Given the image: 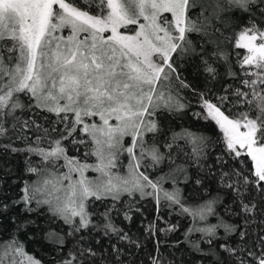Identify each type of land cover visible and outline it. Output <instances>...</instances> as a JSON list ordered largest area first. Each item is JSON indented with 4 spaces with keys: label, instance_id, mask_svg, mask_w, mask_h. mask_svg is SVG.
Wrapping results in <instances>:
<instances>
[{
    "label": "snow or ice",
    "instance_id": "obj_1",
    "mask_svg": "<svg viewBox=\"0 0 264 264\" xmlns=\"http://www.w3.org/2000/svg\"><path fill=\"white\" fill-rule=\"evenodd\" d=\"M0 137L27 175L0 264H264V0H0Z\"/></svg>",
    "mask_w": 264,
    "mask_h": 264
},
{
    "label": "trees",
    "instance_id": "obj_2",
    "mask_svg": "<svg viewBox=\"0 0 264 264\" xmlns=\"http://www.w3.org/2000/svg\"><path fill=\"white\" fill-rule=\"evenodd\" d=\"M232 59L235 60V55H233ZM185 67L186 70L184 71L183 75L187 77L189 80H191L194 76V71L191 67L188 66ZM221 72L222 73L224 72V68H221ZM229 84H231V80L229 77L225 76L223 79L219 80L218 82H213L214 86L209 85V87L213 88V95H221L223 94L222 90L224 88H227ZM200 85L201 87L203 86L202 77L200 78ZM182 95H184L186 102L190 104V108L188 109V115L183 120H180L177 123L179 125L186 127L189 126L195 128L208 127V125L204 124V122L202 121L197 122L195 120V117L192 115L193 112H198L200 110L197 97L191 94L188 90H183ZM24 118L27 117L25 116ZM49 119H54V117L49 116ZM40 123L47 125V121L44 119L43 114H41L40 116ZM176 130L178 131L179 128H177ZM128 139L129 138H125L126 142L128 141ZM7 143H8L7 138L0 137V199H3L5 196H7L10 201L18 196L19 188L21 186L20 177L23 175L24 178L26 179L27 175L23 172L24 156L20 153H12L11 151L5 150V148L2 145ZM15 143L17 145L20 144L19 141H15ZM70 154L80 155L81 153H77L73 148ZM123 158L126 159L125 156H123ZM211 186L213 188L216 187L214 183ZM185 195L191 199L196 196V193H193L190 189H188L186 190ZM141 203L144 205V216L147 218V220L156 219V213L153 203L150 200H145L142 201ZM18 213H19V208H13L8 213L7 217L2 218L8 227H10V225L7 223L8 217L16 215ZM160 215H162L164 218L163 220L159 221L161 225H163L164 221H170L171 223H178L180 225V229L176 233H172L167 237H164L163 234H161V239L166 241V243L162 245V247L165 249L164 251L165 258H168L169 253L171 252L178 259L183 258V259L191 260L192 256L187 251L186 245L183 244L180 245V251H176L171 246L172 243L178 237L182 236L184 229L189 226L190 223L189 219L184 216H180L174 212L170 213L169 209L167 208H163L161 210ZM139 220L140 217H137L136 221H134L133 224L130 225L133 234H135L136 236H140V233L137 231V229L141 227V225L138 223ZM124 224L125 226H128L127 222H124ZM21 238L25 239L24 237ZM140 238L143 239V237ZM26 243H27V251L29 253L34 254L36 258L43 261V264H51L53 260V252L47 244H36L30 241H26ZM146 243L147 246L151 248V243L150 242H146Z\"/></svg>",
    "mask_w": 264,
    "mask_h": 264
},
{
    "label": "rangeland",
    "instance_id": "obj_3",
    "mask_svg": "<svg viewBox=\"0 0 264 264\" xmlns=\"http://www.w3.org/2000/svg\"><path fill=\"white\" fill-rule=\"evenodd\" d=\"M84 151V149L82 148L81 149V153ZM121 159L123 160V162L126 164L127 163V160L123 158V156L121 157Z\"/></svg>",
    "mask_w": 264,
    "mask_h": 264
}]
</instances>
